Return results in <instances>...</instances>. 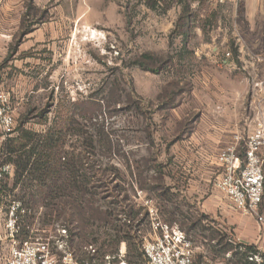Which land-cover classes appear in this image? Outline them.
<instances>
[{"label": "rangeland", "instance_id": "374dc122", "mask_svg": "<svg viewBox=\"0 0 264 264\" xmlns=\"http://www.w3.org/2000/svg\"><path fill=\"white\" fill-rule=\"evenodd\" d=\"M39 1L29 20L46 29L42 42L27 56L13 58L27 62H22L25 79L19 85L23 101H10L15 120L10 138L18 137V126L31 133L27 150L37 136L74 116L65 150L77 156L93 142L85 151L90 157L79 166L90 180L88 187L103 188H92L100 193L92 200L98 214L81 240H73L76 256L80 258L85 245L98 250L110 244L106 234L113 232L104 226L129 225L122 216L120 223L101 220L122 206L140 212L130 222L138 228L139 247L108 245L106 262H141V246L152 238L150 209L153 219L178 227L179 221H166V210L204 215L230 240L260 249L264 227L255 217L235 212L213 182L220 173L218 153L235 145L240 154L255 118L264 116V0H160L153 9L142 0ZM48 46L52 52L44 51ZM98 126L109 134L110 153L95 142ZM92 161L97 174L111 176L101 181L92 176L87 168ZM1 164L13 167L0 180L3 220L9 205L26 208L28 203L26 197L22 200L23 178L13 188L14 163H4L2 157ZM158 186L168 188L173 205L156 198ZM57 201L26 208L27 216L18 217V242L51 234ZM258 214L264 220V196ZM191 244L196 262L200 255L211 264H226L229 258L214 257L201 240Z\"/></svg>", "mask_w": 264, "mask_h": 264}, {"label": "trees", "instance_id": "16d2710c", "mask_svg": "<svg viewBox=\"0 0 264 264\" xmlns=\"http://www.w3.org/2000/svg\"><path fill=\"white\" fill-rule=\"evenodd\" d=\"M142 2L149 9H153L160 0H142ZM183 14L186 21L188 8L185 7ZM23 32L27 33L28 29H24ZM7 60H9V57L4 62ZM139 65L147 69L141 63H139ZM75 121V117L70 116L61 123H56V126L50 127L43 136H37L34 145H31L27 150L26 147L28 142L26 139L30 138L32 134L26 130L21 131L18 126L17 129L20 131L18 137L8 138L1 143L0 158L3 157L4 163L12 161L16 166L13 188H15L23 178L22 189H24L25 194L22 200L24 201L25 197L27 198L26 201L28 206H26V208L35 207L38 202L48 201L52 198L58 200L55 208V221L52 226L58 224L65 229L68 248L74 254L78 264H118L114 258L112 263L105 261V257L108 255L107 252L104 251V248L108 245L116 246L120 242H127L130 244L131 249L139 247L137 240L138 228L131 227L130 222L135 221L140 212L135 211L133 207H127L126 210V208L122 206V210L117 214L112 210V212L103 215L104 219H101L102 221L109 218L111 221L114 220L115 223H120L118 217L122 216V218L129 223V225L115 224L113 227H110V222L106 223L109 225L103 228L107 230L110 228L113 232L112 234H106L108 235L110 244L106 245V243H103L100 249L95 250L93 255H90L83 249L84 251L82 250L83 253H81L82 255L80 258L76 256L72 249L73 240L77 237L81 240L82 232L88 228V225L91 226L94 222L92 216L98 214V210L93 207L95 201L92 200L100 193L92 191V188H99L101 190L103 188L96 186L88 187L90 180L86 177V172L80 169L82 165L79 166L80 162L90 157L85 151L92 146L93 142L90 141V145L86 144V146L83 147L84 150H80V154L78 153L77 156L65 150L66 136ZM94 136L97 138L95 142L106 147L109 153L112 151V141L109 139V134L104 132L102 126H98L96 129L94 128ZM33 137H35V135ZM23 141L24 143H22ZM84 154L87 156L85 157ZM96 167L97 166L92 161L87 168L92 172V176L98 175L97 178L99 181L104 177L108 178L111 176H109V174H103L104 171L97 174L99 168ZM156 188L161 191L156 197L160 202L162 201L170 205L174 204V196L168 193V188H162L161 186ZM112 196H114L113 193ZM86 197H88V200ZM61 215H63V219ZM163 216L170 224L179 221V227L186 234L188 240H190V242L201 240V243L207 247L214 257L224 258L228 255L229 258L226 264H253L248 261V257L258 253L256 247L235 243L230 240L221 229L210 225L212 221H209L206 216L199 215L198 217H194L178 209L171 212L166 210ZM76 218L78 222H76ZM59 219H62L63 223H59ZM141 221L142 219L137 220V224ZM26 228L27 226L25 225L23 227L25 236L28 233ZM88 246L92 245H85L82 248ZM202 258L203 256L200 255L198 261Z\"/></svg>", "mask_w": 264, "mask_h": 264}, {"label": "built area", "instance_id": "2783aa9c", "mask_svg": "<svg viewBox=\"0 0 264 264\" xmlns=\"http://www.w3.org/2000/svg\"><path fill=\"white\" fill-rule=\"evenodd\" d=\"M228 56L226 54V57ZM253 125L241 147V155L235 145L227 146L218 153L216 164L220 173L213 182V188L235 212L255 217L264 227V220L258 214L264 196V116L257 115ZM14 129L15 120L10 96L0 91V145L13 136ZM12 172V165H0V180ZM148 213L152 238L142 244V261L137 264H211L205 258L195 261L194 248L178 226H170L153 219L151 209ZM26 214L28 210L19 203L8 206L6 216L2 220L4 237L8 243L3 264H78L68 248L66 231L58 224L52 226L53 230L49 236L29 237L18 242V217ZM85 250L90 255L95 252L92 246L86 247ZM105 260L108 261L109 257H105ZM248 261L264 264V257L257 253L250 255ZM118 264L127 263L120 260Z\"/></svg>", "mask_w": 264, "mask_h": 264}, {"label": "crops", "instance_id": "0c3cea01", "mask_svg": "<svg viewBox=\"0 0 264 264\" xmlns=\"http://www.w3.org/2000/svg\"><path fill=\"white\" fill-rule=\"evenodd\" d=\"M53 1L54 3H72V0ZM35 3L41 2L39 0H0V91H6L10 96V101L14 102L15 105L23 101V93L20 91L19 85L25 79L22 75V62L26 63L27 60L13 58L17 55L27 56L28 52L34 51V47L41 44L46 30L41 31L34 21L29 20V13ZM63 20L64 29H66L67 18L64 17ZM26 24L31 25V27L28 28V25L25 26ZM26 28H28V32L24 33L23 30ZM44 51L52 52L49 46ZM8 57L9 60L4 62ZM7 244L3 233L2 219L0 218V264H3ZM259 248L257 251L263 250L264 252V244ZM258 253L264 257V253L260 251Z\"/></svg>", "mask_w": 264, "mask_h": 264}]
</instances>
